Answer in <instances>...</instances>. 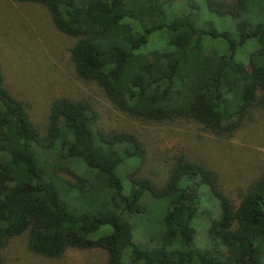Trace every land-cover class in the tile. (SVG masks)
<instances>
[{
	"label": "trees",
	"instance_id": "obj_1",
	"mask_svg": "<svg viewBox=\"0 0 264 264\" xmlns=\"http://www.w3.org/2000/svg\"><path fill=\"white\" fill-rule=\"evenodd\" d=\"M9 1L41 5L73 39L76 78L140 125L193 123L229 140L264 110V0ZM204 11L229 27L217 30ZM203 38L226 53L204 51ZM144 159L136 136L103 130L85 99L52 100L39 130L0 71V252L25 234L27 249L47 259L100 249L105 264H264V170L233 201L203 162L179 155L155 184L126 169ZM144 194L163 202L150 229Z\"/></svg>",
	"mask_w": 264,
	"mask_h": 264
},
{
	"label": "rangeland",
	"instance_id": "obj_2",
	"mask_svg": "<svg viewBox=\"0 0 264 264\" xmlns=\"http://www.w3.org/2000/svg\"><path fill=\"white\" fill-rule=\"evenodd\" d=\"M183 1L180 0L179 4ZM204 17L215 24L217 30L227 29V18H216L204 11ZM73 39L58 33L52 26L45 9L33 3H13L0 0V71L4 88L21 100L29 118L39 130L46 122L48 107L56 98L90 101L97 112V124L103 130L125 131L134 134L145 150L143 162L129 160L128 172L159 184L165 177L167 164L175 157L187 156L203 162L218 177L222 192L235 201L244 189L264 170V110L254 115L253 122L241 128L233 138L222 140L201 133L193 123L170 126L140 125L116 113L93 84L76 78L68 59ZM203 50H217L225 54L223 43L203 38ZM251 49L245 45L237 53L245 61ZM117 175L124 190L127 172L118 169ZM141 204L150 220L144 227H154L153 218L159 213L162 201L144 194ZM215 207L213 202H205ZM198 245L203 225L196 221ZM194 225V223H193ZM97 233L91 238L95 239ZM106 253L100 249H67L54 259L32 254L26 247V235L10 239L0 252V264H105Z\"/></svg>",
	"mask_w": 264,
	"mask_h": 264
}]
</instances>
